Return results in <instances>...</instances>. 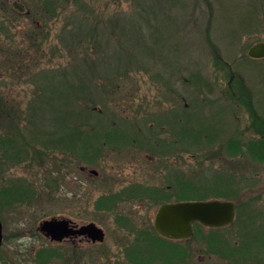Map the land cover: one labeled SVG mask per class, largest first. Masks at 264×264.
<instances>
[{
	"label": "rangeland",
	"instance_id": "374dc122",
	"mask_svg": "<svg viewBox=\"0 0 264 264\" xmlns=\"http://www.w3.org/2000/svg\"><path fill=\"white\" fill-rule=\"evenodd\" d=\"M13 2L25 9L23 15ZM73 25L84 34L73 32ZM30 33L35 35L28 37ZM258 42L264 43V0H0V105L14 116L10 127L4 122L5 131L0 127V136L10 139L16 123L19 129L18 146L0 154L7 155L0 159V192L16 194L11 202L0 204V264H49L37 261L39 251L48 249L42 246L51 243L38 231L39 224L66 217L94 223L105 232L97 248L87 250L82 243V249L94 255L88 264H116L113 260L119 258L112 256L152 228L157 205L106 204L101 196L116 188L106 187L104 180L127 185L160 181L167 168L173 176L178 172L181 188L173 182L166 199L179 198L182 186L189 184L196 189L183 193L217 196L240 207V218L229 226L230 242L244 245L242 255L253 254L262 264L264 160L242 147L245 140L264 136V59L246 56ZM141 43L150 48L145 56ZM127 59V78L104 86L109 79L105 75L119 68L116 61ZM77 60L94 63L69 79L60 77L71 73ZM229 65L239 79L229 80ZM200 80L206 84L200 85ZM70 87L83 92L77 94L80 98L70 94ZM86 91L90 102L85 101ZM40 95L54 108L62 98L69 112L83 113L65 118L67 137L73 128L86 134V122H97L102 141L90 150L92 156L41 144L39 133L46 140L60 134L40 120ZM87 105L95 114L86 116ZM23 116L24 121H16ZM177 125L179 133L184 127L203 139L194 145L179 140L177 160L171 154L155 157L137 145L147 133L176 132ZM234 141L241 149L231 148ZM90 169L99 175L90 174ZM241 228L246 231L238 232ZM69 250L50 264H73ZM198 253L207 256L202 245L196 246L194 255Z\"/></svg>",
	"mask_w": 264,
	"mask_h": 264
},
{
	"label": "flooded vegetation",
	"instance_id": "af4514ba",
	"mask_svg": "<svg viewBox=\"0 0 264 264\" xmlns=\"http://www.w3.org/2000/svg\"><path fill=\"white\" fill-rule=\"evenodd\" d=\"M177 129H179L178 125ZM152 135L158 136L153 138ZM161 135H166V137H162ZM197 135L199 136L201 134ZM184 136L188 135L185 133H179V130L176 132H160V134L149 132L147 133V137L145 136L142 141L138 138L137 145L139 148L141 146L144 147V150L153 153V155L155 153L160 156L171 154L168 156H172V159L177 160L179 156V137L180 139H183ZM171 142H173L171 148L167 147V145H170ZM248 142L249 140H245V142L242 143V145L245 146L243 151L246 153V146ZM116 144L117 141L115 145ZM103 145H105V143H103ZM113 148L118 149L116 147ZM149 160H153V158H150ZM80 168L81 171L84 173L86 172L84 167ZM88 172L94 176L99 175L97 171H93L92 169ZM164 173L163 180L153 182L135 181V183L128 185L124 183V181L119 180L113 181L109 184L108 179H105L104 182L106 183V187L116 188V191L113 192V190L110 189L108 192L104 193L101 198H106V204L128 201L143 206L147 202L151 201L157 205L153 215L154 218L160 206L168 203L179 202V198L166 199V192L168 189L173 187L171 184L173 182L179 183L178 172L176 171V176H173V170L167 168ZM146 217L150 220L153 219L151 218V215H146ZM66 219L69 221V229L76 230L84 225L75 222L71 217H66ZM194 225L195 224L192 226L191 234L183 238H171L158 232L154 226L151 229L147 227L140 232L141 234L138 236L142 237L137 239L134 242L135 244L125 246L120 251V254H114L112 257H118L119 259L113 261L115 263L117 262L116 264H194L191 260L195 261L196 259L198 261H202L203 264H205L207 260L209 261L207 264H259V262L255 259V255H250L249 253L242 255L244 245L232 246L230 240L231 231L233 229L231 227L214 228L200 226L202 227L200 229V227H194ZM100 229L104 234L103 240L100 242H93L87 235L81 236L77 234H70L58 243L51 242L50 244L42 246L43 248L46 247L49 251L54 252L51 254L50 259L46 262L50 264L58 261L62 257V251L69 247L70 258H72L73 264H88V262L94 259V255L91 252L86 253V251L88 249H94L101 246L105 240V232L102 228ZM198 230L200 232H198ZM241 231L246 230L241 228L238 232ZM84 242L86 243L85 245H87L86 251L81 247ZM198 245L203 246L204 250L207 252V256L199 253L194 255L196 246ZM238 255L242 257L236 259ZM37 261L44 263L40 259H37ZM110 263L114 264L112 262Z\"/></svg>",
	"mask_w": 264,
	"mask_h": 264
},
{
	"label": "trees",
	"instance_id": "16d2710c",
	"mask_svg": "<svg viewBox=\"0 0 264 264\" xmlns=\"http://www.w3.org/2000/svg\"><path fill=\"white\" fill-rule=\"evenodd\" d=\"M48 6L54 7L55 5H45V7H48ZM20 14L23 15V13H20ZM73 27H74L73 32H76V34H78L79 36L84 34V29H83L82 33H80V34L78 33L79 25H73ZM34 35H35V33H30V34H28V37L34 36ZM85 36H88V35L85 34ZM69 37H70V34H69ZM69 37H68V40H69ZM73 37H76V36H73ZM154 45L156 46V42H154L152 44V46H154ZM141 47H142V49H144V51H141L143 54L145 53V51L147 49H150L142 43H141ZM144 56H145V54H144ZM148 57H151V50L149 51V53L146 54L145 61L148 60ZM127 62H128V59L126 61L117 60L116 64H117V67H119L118 70L113 75H105L109 79L107 81L104 80L102 82V84L104 86H110V85L118 82L121 79H126L128 76V73L126 70V63ZM93 63L94 62L91 61V63H88L87 65H91ZM87 65H86V63H84L83 60H77L70 66L71 73L68 72L67 74H63V76H60V75L59 76L69 79V78H71V75L73 73L77 74V73H79V71L81 69L87 68L88 67ZM120 67H123V68L120 69ZM228 70L230 72L229 80L239 79L236 77L235 72L233 73V70L231 69V65L228 66ZM90 76L92 78V76H93L92 72H91ZM194 80L197 83L199 81V79H197V78H195ZM222 80H223V77H222V79H220V81H222ZM204 84H206V83L202 82V81L200 82V85H204ZM238 84H240V83H238ZM70 89L72 90V92H70V94L71 95L75 94V97H77V98H80L77 96V94L83 93L80 90L76 91V90H74V88H71V87H70ZM52 90H53V94H52V96H53V95H55V91H54V89H52ZM41 91H45V90L43 88H41ZM85 94H86L85 95L86 96L85 101L88 100V102H90L92 100V98H90L89 93L86 91ZM242 94L245 95L244 100L251 99V98H249V95H246L244 92H242ZM43 97H45V96L44 95L39 96V102H40L39 107H38L39 118L41 121H47L48 125L51 128L50 130H53V132H55V131L58 132L60 134V136H58L54 140H46V139H44L45 137L43 136V134L39 133L38 134V140H40L41 144L45 147L48 145H53L52 149H55L57 147L58 148L71 147V149H73L75 151L82 152L83 156H86V157L92 156L93 154L90 153V150L94 151L95 148H98L99 141H102L101 138L97 135L98 134L97 122H90V121L86 122V126H87V128H86L87 133L86 134H81L80 129L75 130L73 128L71 131H74V132L71 133L70 137H67L68 128L65 127L67 124V122L65 121V118L79 117L83 113H78L79 111L69 112L68 106L66 105V103L63 101L62 98L60 99V101H61L60 104H57L56 107L54 108V106H51V104L45 102V100H44L45 98H43ZM65 99H66V97H65ZM43 100H44V102H43ZM248 101H250V100H248ZM239 102L242 103L241 99H239ZM233 103L235 104L236 102H233ZM88 106L89 105H87L86 109L84 110L86 116H90V115L95 114L92 110L89 109ZM7 111L12 112L11 109H8L7 107H3L0 105V127L2 126V129L4 131H5L4 126H3L4 122L6 124V127L8 128V127H10L8 122H11L12 119L14 118L13 113H8ZM30 112H31L30 114H33L35 112V108H31ZM11 116H13L12 119H11ZM30 117H31V115H30ZM21 120L24 121L25 116L16 118L17 122H20ZM76 123L81 124V122H76ZM16 124H15V131L16 132H15V134L11 135L10 139L6 140L5 136H3V137L0 136V154L9 153V150L12 151L15 148V146H18V136L19 135L17 136L16 133L19 131V129L16 127ZM72 124L74 125L75 123H72ZM177 130H179V129L176 128V131ZM47 131H49V130H47ZM180 131H182V133H185L188 135V136H184L183 139L179 138L180 141H184L185 143H189V142L191 143L192 142L191 145H194L198 140L202 139V138L199 139L198 135L195 133L190 134L191 131L189 130V132H188V130L184 127H182ZM203 131L204 130H200V132H203ZM195 132H198V131H195ZM104 136H107V134ZM230 145L232 146L231 147L232 149H241V145H238V141H234L233 143L231 142ZM234 146H237L240 148H233ZM242 147H243V145H242ZM246 147H247V154H249L251 157H253V158L257 157L259 160H264V136L259 137L257 139L254 138V139L249 140ZM99 148H100V146H99ZM1 156H3L4 158L7 157V155H0V159L2 158ZM8 158H11V156H9ZM192 186L189 184L184 185V186H182V191L184 192V191H191V189H196L195 187H192ZM180 188H181V185L179 183V189ZM19 192L23 193L24 191L22 188L19 187ZM179 192H180V190H179ZM183 192H181V194H179V201L209 199V198H205V195L199 196V197L197 196L194 198V196H192L191 194L183 193ZM214 194L216 195V194H221V193L216 192ZM21 196L22 195H19V197H21ZM15 197H16V194L12 193L11 195L10 194L5 195V192L1 191L0 192V204L2 202L6 201L7 199H9L11 202ZM214 198H218V197L215 196ZM236 208H237L236 209V218H240L241 209L238 205L236 206ZM53 253H54L53 251H49V250H40L38 253V259L45 262V261L50 259V256Z\"/></svg>",
	"mask_w": 264,
	"mask_h": 264
},
{
	"label": "water",
	"instance_id": "95a60500",
	"mask_svg": "<svg viewBox=\"0 0 264 264\" xmlns=\"http://www.w3.org/2000/svg\"><path fill=\"white\" fill-rule=\"evenodd\" d=\"M13 7L20 13L23 7L16 2ZM247 55L254 59L264 58V43L259 42L247 50ZM234 217V204L230 201L209 200L189 201L166 204L159 208L154 226L161 234L171 238H183L191 234L193 222H199L205 226L219 227L232 222ZM66 219L51 218L40 224L39 230L49 236L51 240L61 241L70 234L87 235L93 242L103 240V231L94 223H87L76 230L68 228ZM0 222V243L2 239ZM264 264V262H263Z\"/></svg>",
	"mask_w": 264,
	"mask_h": 264
}]
</instances>
